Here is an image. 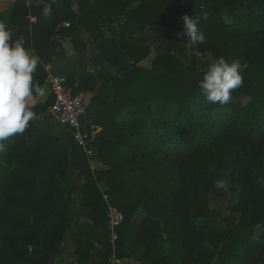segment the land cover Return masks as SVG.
<instances>
[{
  "label": "trees",
  "instance_id": "1",
  "mask_svg": "<svg viewBox=\"0 0 264 264\" xmlns=\"http://www.w3.org/2000/svg\"><path fill=\"white\" fill-rule=\"evenodd\" d=\"M40 1L16 4L15 17L34 15L37 21L9 30L41 60L33 86L45 88L46 95L30 107L45 121L55 100L45 66L56 62L60 44L53 36L63 22L70 23L64 34L79 52L86 48L79 27L93 35L118 20L112 9L123 12L125 25L142 29L182 31L183 14H198L207 42L196 45L200 56L190 53L186 62L176 49L186 50L187 37L166 34L172 50L145 68L140 63L152 45L147 38H105L100 57L115 73L102 84L91 72L78 87L68 81L74 92L85 93L99 130L92 157L105 169H92L69 132L58 135L34 121L3 142L0 264H54L67 240L79 264L93 257L110 264L112 255L141 264H264V185L258 178L264 177V0ZM49 3L52 15L45 19L42 8ZM221 56L241 62L244 80L226 106L209 103L199 88L203 58ZM226 171L233 191L230 213L222 217L223 227L204 224L219 213L210 195ZM74 172L80 181L76 201L67 186ZM76 202L86 208L90 224L78 225ZM109 204L124 214L114 243Z\"/></svg>",
  "mask_w": 264,
  "mask_h": 264
},
{
  "label": "clouds",
  "instance_id": "2",
  "mask_svg": "<svg viewBox=\"0 0 264 264\" xmlns=\"http://www.w3.org/2000/svg\"><path fill=\"white\" fill-rule=\"evenodd\" d=\"M41 15L48 19L52 15V5L45 4ZM183 33L192 45L204 44L207 37L198 28L201 16L195 17L183 14ZM203 19H207V13ZM40 58L25 46L23 39H12L9 26L0 20V150L3 142L11 136L23 134L30 121L37 118L30 107L33 94L43 97L46 89L33 86V73ZM242 65L238 59L231 61L221 56L210 61L199 81V88L206 100L211 104L228 105L232 93L243 83ZM218 189H226L227 181L218 179L215 182Z\"/></svg>",
  "mask_w": 264,
  "mask_h": 264
},
{
  "label": "crops",
  "instance_id": "3",
  "mask_svg": "<svg viewBox=\"0 0 264 264\" xmlns=\"http://www.w3.org/2000/svg\"><path fill=\"white\" fill-rule=\"evenodd\" d=\"M75 2L77 0H74ZM37 4L41 3L40 0H0V20L4 21L8 26L16 28L17 23H35L37 17L34 15L23 16L18 15L15 17L13 11L16 4ZM73 10H78V5L75 3ZM112 16L118 19L112 23H106L102 25L100 31H96L93 35L86 33L81 27L78 31L83 36V41L86 44V48L83 51H77L72 43L69 36L64 33L66 27H62V23L59 24L58 30L56 29V34L53 36V40H57L60 44L58 49V55L53 56L56 60L55 63H49L45 66L46 72L48 73L46 82L51 74L62 75L71 82L74 87H78L79 84L88 76V74H94L100 84L104 82L106 75H112L115 73V69L106 63L101 57L100 52L102 49V39L107 38H117L119 35H127L131 39L140 40L143 35L147 34L151 38L155 39L156 36L160 34L156 33L158 28L161 27H146L140 28L137 24H127L125 25V18L123 12L117 11L116 9L110 10ZM78 14V13H77ZM153 37V38H152ZM154 44V43H153ZM28 49L32 50L35 54L36 52L32 47ZM158 53L153 52L148 58L143 60L140 65H144L145 68H150L153 59ZM37 55V54H36ZM153 56V58H151ZM41 61V60H40ZM149 64V65H148ZM82 91V90H80ZM84 92V91H83ZM39 95L33 94V98L30 103L37 101ZM34 121V120H33ZM50 126H56L51 119H49ZM89 239L84 238L86 243ZM58 257L55 259L54 264H79L74 256V246L71 241H65L62 246ZM123 264H141V262L134 257H124L122 258ZM98 259L93 257L89 264H97Z\"/></svg>",
  "mask_w": 264,
  "mask_h": 264
},
{
  "label": "built area",
  "instance_id": "4",
  "mask_svg": "<svg viewBox=\"0 0 264 264\" xmlns=\"http://www.w3.org/2000/svg\"><path fill=\"white\" fill-rule=\"evenodd\" d=\"M69 22H63L62 27H68ZM59 32V30L57 29ZM179 31V30H178ZM180 32V31H179ZM180 36H182L180 34ZM55 100L48 111L51 121L70 133L74 142L82 147L87 156H92L94 142L98 135V126L94 122V117L88 112L85 104V93L83 91L74 92L73 87L69 85L65 76L51 74L48 78ZM85 122L82 127L81 121ZM107 199V196H105ZM109 228L111 229V242L117 240L116 227L124 220V214L119 208L109 204L108 206ZM110 264H123L120 257L112 255L109 259Z\"/></svg>",
  "mask_w": 264,
  "mask_h": 264
},
{
  "label": "rangeland",
  "instance_id": "5",
  "mask_svg": "<svg viewBox=\"0 0 264 264\" xmlns=\"http://www.w3.org/2000/svg\"><path fill=\"white\" fill-rule=\"evenodd\" d=\"M195 3L196 2L193 1V2H191L190 6H188L189 7L188 12L189 13L192 12V10L195 6ZM158 27H161V26H158ZM172 32H175L179 37L186 36V35H184L183 30L179 32L176 29H170V28L164 29L162 27L157 29L156 33L160 34V36L159 35L156 36L155 39H150L151 37L147 34L143 35V37L147 38L148 42H151V44H152L151 45V53L153 51V52H157L158 54H164L166 52L171 51L172 47L170 45V42L165 37H166V34H169ZM180 34L182 36H180ZM185 47H186V50L184 48L176 49V52L181 56V58L184 61L187 62L189 60L190 53H195V54H197V56H200L201 53L197 50V46L192 45L188 39H187ZM151 58H153V56ZM210 61H212V58H210V57H208V58L204 57L203 58L205 68H207V65ZM141 66L144 67V65H142V64H141ZM47 116H48V118H50L48 112H47ZM34 122H35V124L41 125L42 128H45L46 130L52 131L58 135H60L62 130H63V129H60V127L56 124H55L56 126H53V127L48 125L49 120L45 121V119L42 116H37V118L34 120ZM94 153H93V155H94ZM92 156H88V158L90 159L92 169L98 170V169L107 168L103 163H101L99 160H97L95 157H92ZM221 178L227 181L226 189H222V191H221L216 187L214 189V191L211 192V195H210L211 208L217 210L219 213L210 215V216H208L206 221H203L204 224L215 226V227H223L224 226V222L222 221V217H225L230 213L229 203H230V200H231L232 195H233V191L231 190V183L229 181L228 172L227 171L222 172ZM258 178H259V181L264 185V177L258 176ZM67 186L72 192L71 196H73V198L76 201V197L78 196V194H77L78 192L76 190L80 187V181H79V176H78L77 172L70 174L68 181H67ZM100 188L103 192H106L108 190V187L103 182L100 183ZM76 203H77L76 206H77V210H78V225L90 224L91 220H89L85 216L86 208L84 206H82L81 204H79L78 202H76ZM139 213H142V211H140ZM234 216L238 220L240 213L238 211H235ZM140 219H141V217L137 215L136 220L139 221ZM258 238L259 237L257 235L255 239L258 240Z\"/></svg>",
  "mask_w": 264,
  "mask_h": 264
},
{
  "label": "water",
  "instance_id": "6",
  "mask_svg": "<svg viewBox=\"0 0 264 264\" xmlns=\"http://www.w3.org/2000/svg\"><path fill=\"white\" fill-rule=\"evenodd\" d=\"M81 125H82V127L85 126V122L83 120L81 121Z\"/></svg>",
  "mask_w": 264,
  "mask_h": 264
}]
</instances>
